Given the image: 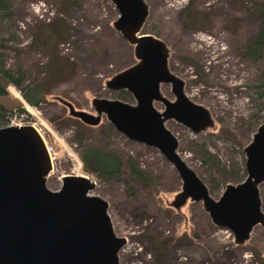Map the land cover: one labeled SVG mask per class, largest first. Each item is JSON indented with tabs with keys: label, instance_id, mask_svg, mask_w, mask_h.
Here are the masks:
<instances>
[{
	"label": "rangeland",
	"instance_id": "obj_1",
	"mask_svg": "<svg viewBox=\"0 0 264 264\" xmlns=\"http://www.w3.org/2000/svg\"><path fill=\"white\" fill-rule=\"evenodd\" d=\"M144 1L148 17L142 33L166 44L169 71L184 82L186 97L208 109L214 120V128L199 135L174 121L165 127L178 140L179 157L218 200L225 189L223 173L237 179L232 185L246 178L244 148L264 122V96L257 87L264 50L261 60L245 55L262 26L264 0ZM5 5L12 9L0 18L5 66L24 74L22 87L42 84L48 94L34 108L8 86L0 104L12 117L25 113L24 124L36 127L52 148L48 189H60L65 175L95 182L90 195L108 203L114 232L126 239L119 264H264L260 226L237 246L229 231L211 223L200 203L173 209L169 204L182 183L156 149L128 140L105 117L97 126L86 125L62 104L94 114L93 98L126 102L121 92L104 85L136 63L133 47L112 27L118 19L114 6L108 0H5ZM160 92L174 100L170 85H161ZM154 108L162 111L163 105L156 102ZM87 144L117 154L118 177L99 180L85 171L79 151ZM129 160L153 186L130 176ZM259 194L264 214V182Z\"/></svg>",
	"mask_w": 264,
	"mask_h": 264
},
{
	"label": "water",
	"instance_id": "obj_2",
	"mask_svg": "<svg viewBox=\"0 0 264 264\" xmlns=\"http://www.w3.org/2000/svg\"><path fill=\"white\" fill-rule=\"evenodd\" d=\"M118 13L113 29L133 47L136 63L105 82L110 92L125 91L132 102L93 98L94 114L77 111L62 101L71 117L89 126L102 117L130 141L156 149L181 180V190L169 204L180 210L200 203L211 223L244 245L254 227L264 229L259 187L264 182V122L244 148L246 178L227 184L218 200L179 157L178 140L165 127L168 121L199 135L214 128L205 107L190 101L184 82L168 69V49L159 38L143 34L148 17L144 0H108ZM161 85H170L174 100ZM163 110L154 108V103ZM52 164L45 143L32 125L0 128V264H119L126 239L118 237L108 203L90 195L95 182L77 175L61 178V187L46 186Z\"/></svg>",
	"mask_w": 264,
	"mask_h": 264
},
{
	"label": "trees",
	"instance_id": "obj_3",
	"mask_svg": "<svg viewBox=\"0 0 264 264\" xmlns=\"http://www.w3.org/2000/svg\"><path fill=\"white\" fill-rule=\"evenodd\" d=\"M11 13L12 9L5 5V0H0V18L8 16ZM261 18L262 26L257 34L248 41V46L245 51V55L256 60L262 59V51L264 50V9L261 10ZM4 48L5 41L0 37V97L8 94V86H13L20 91L21 97L29 106L34 108L38 107L46 99L48 94L47 91L43 89L42 84H29L22 87L25 76L21 72L13 73L11 70L6 68L3 56ZM257 83L259 90L258 94L260 97H263L264 68L260 70ZM119 95L121 99L126 102L132 101V97L124 91ZM19 111L22 113L21 110ZM10 116V110L0 104V128L7 126ZM79 157L83 163L85 171L90 174L99 175V180L118 177L122 169L121 161L117 154L108 149H100L87 144L81 147ZM129 169L130 176L137 178L143 183L153 186L151 178L136 167L131 160H129ZM220 179L224 186H226L229 182L236 183L237 180L236 178L228 177V174L226 173H223ZM207 187L210 192L211 187Z\"/></svg>",
	"mask_w": 264,
	"mask_h": 264
},
{
	"label": "built area",
	"instance_id": "obj_4",
	"mask_svg": "<svg viewBox=\"0 0 264 264\" xmlns=\"http://www.w3.org/2000/svg\"><path fill=\"white\" fill-rule=\"evenodd\" d=\"M24 118H26L25 113H20V115L15 114L13 117L11 116L9 118L7 126H23V125H26V124H24ZM34 128L36 129V127H34ZM36 131L38 132L37 129H36ZM40 136H41L42 139H44L41 134H40ZM43 141L45 142V140H43ZM45 144H46V142H45ZM45 147H46V151H47V153L49 155V158H50V161H51V164H52V148L49 147L47 144L45 145Z\"/></svg>",
	"mask_w": 264,
	"mask_h": 264
},
{
	"label": "flooded vegetation",
	"instance_id": "obj_5",
	"mask_svg": "<svg viewBox=\"0 0 264 264\" xmlns=\"http://www.w3.org/2000/svg\"><path fill=\"white\" fill-rule=\"evenodd\" d=\"M121 92H123V91H121ZM125 92V91H124ZM262 228V227H261ZM263 229V228H262ZM264 230V229H263ZM245 244V243H244Z\"/></svg>",
	"mask_w": 264,
	"mask_h": 264
},
{
	"label": "bare ground",
	"instance_id": "obj_6",
	"mask_svg": "<svg viewBox=\"0 0 264 264\" xmlns=\"http://www.w3.org/2000/svg\"><path fill=\"white\" fill-rule=\"evenodd\" d=\"M44 140V139H43ZM45 143V142H44ZM46 145V144H45Z\"/></svg>",
	"mask_w": 264,
	"mask_h": 264
}]
</instances>
